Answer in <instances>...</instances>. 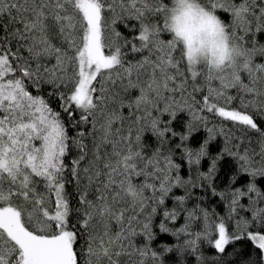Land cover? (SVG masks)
Here are the masks:
<instances>
[{"label":"snow or ice","instance_id":"obj_1","mask_svg":"<svg viewBox=\"0 0 264 264\" xmlns=\"http://www.w3.org/2000/svg\"><path fill=\"white\" fill-rule=\"evenodd\" d=\"M203 4L231 15L230 23L219 17L240 50L238 66L222 60L215 73L193 66L178 43L162 38L166 25L154 18L163 17L164 0H0V264H165L166 253L177 264L189 253L203 264L205 242L218 254L213 264H264V191L257 181L264 178V127L256 119L264 116V63L254 62L264 56L255 39L264 31V0ZM130 20L139 22L132 39L117 30ZM45 85L59 111L43 95ZM179 111L205 127L199 113H212L243 133L226 134L222 125L219 134L232 147L216 155L208 151L214 137L196 150L177 144L189 165L210 161L195 180L182 178L174 149L165 151L166 133H176L162 118L174 120ZM187 127L188 135L195 131L191 122ZM145 132L158 141L150 155ZM226 156L236 170L220 192L213 180ZM244 175L247 182L236 187ZM197 186L228 196L234 232L199 202L187 206ZM168 199L175 201L171 209ZM161 211L159 233L176 243L154 249ZM241 240L259 250L256 259L235 247L227 253Z\"/></svg>","mask_w":264,"mask_h":264},{"label":"trees","instance_id":"obj_2","mask_svg":"<svg viewBox=\"0 0 264 264\" xmlns=\"http://www.w3.org/2000/svg\"><path fill=\"white\" fill-rule=\"evenodd\" d=\"M165 3H168V0H164ZM206 2V0H202V3ZM119 7H117V12H119ZM217 15L220 16L222 19L225 20V22L230 23L231 22V15L229 13H223L222 10H217ZM154 19H157L161 25L163 26V17H156ZM138 23L137 21H127L128 27H125L123 23H120L117 25V30L122 33L123 36L127 37L128 39H132L133 36L138 35ZM133 29H136L135 31ZM107 35V34H106ZM162 38L166 41L170 39V36L167 33L162 34ZM110 39V38H109ZM255 39L259 44H264V31L255 33ZM105 53L107 54V48H105ZM129 60L132 59H139V55H136L133 57L131 54L128 56ZM255 63H264V56L257 55L254 57ZM199 70V69H198ZM206 71V69H205ZM190 79V74H189ZM201 77V81H202ZM189 91H191V85H189L188 88ZM33 92H35V89H32ZM50 91V88L45 85L43 87V95L45 98H48V92ZM229 93L231 95H235L234 90H229ZM135 94V93H134ZM199 95V94H198ZM50 100V106L56 110L59 109L60 101L56 97L48 98ZM222 103L221 101H218ZM238 104V101L234 102ZM127 110L125 109V114ZM194 115V114H193ZM200 116H203L207 119V126L205 127L204 121H196L193 119V116L189 114L187 111H179L176 114V118L172 120V118L165 114L162 118L166 123L171 120V128L176 133V136H172L171 132L166 133V144H165V151H167L168 148L174 149L173 154V163H178L181 165L180 167V175L183 179H193L198 175L199 172H206L210 161L207 157L203 158L201 161V164L199 166L196 165H189L187 158L182 157V153L184 152V147L177 148V144L183 143L184 146L188 147L189 149L196 150L200 147V145L210 137H214L213 139L209 140L208 145V151L211 155H216L221 150H223L225 147H232L231 143L225 142V135L219 134L220 127L223 125L225 133H230L233 136H241L243 133L239 132L237 129L232 128V122L231 121H223L222 118L216 117L212 113L201 112L199 113ZM78 117V113H77ZM67 117H65V120ZM257 122L260 126L264 127V116L257 114L256 116ZM191 122L192 128L195 129V131H192L190 135H188V124ZM163 126V125H162ZM208 128H212L213 131L211 133L208 132ZM71 133V130H70ZM181 135H188V139L186 141L181 142L180 136ZM247 143V140L244 141ZM143 143L147 145L146 148V154H151L152 150L155 149L158 146V141L156 137L151 132H145L143 134ZM258 150V149H257ZM198 169V171H197ZM236 170V164L232 160L231 157L226 156L224 160L220 164L219 172L216 174V177L213 180L214 185L216 186L217 190L220 192H223L226 188V185L228 183V177L231 175L232 172ZM248 180V177L246 175L242 176L236 187H240L244 185ZM258 181V187L261 188L262 191H264V178L257 177ZM69 192H72L71 186L68 188ZM190 191L192 192L193 196L192 199L187 201V206L191 208L195 203L199 202L201 204V207L206 208L209 212H214L215 216L214 219L223 217L226 222V227L229 232L235 231V220H228V210H227V200L228 196L226 195L225 199H221L218 195L213 196L211 194L210 189L201 188L199 186L195 188H190ZM173 193L175 195H184L185 189L183 188H174ZM202 198V199H200ZM244 204L248 203L247 198H244L243 200ZM175 204V201L173 199L166 200V205L169 209L173 207ZM162 219V211L157 217L154 219V224L156 227H154V232L158 233L156 240L153 242V248L154 249H160L163 245L167 244L169 246H175L176 238L174 236L165 234V233H159L158 225L160 223V220ZM184 224V214L181 213L178 215L177 220L174 223L175 227H180ZM170 226H173L170 224ZM194 230H197V226L194 225ZM143 238L138 237L137 242L142 243ZM227 247V253L231 254L233 252V248L237 249H243V258L247 259L249 255H251L252 259H256L259 255V250L255 249V245L252 244L248 240H241L239 242H233L232 244L226 246ZM199 255L203 256V264H213L214 261L218 260V254L215 253L214 249L208 245L206 242L202 243L199 248ZM166 261L165 264H177V260L179 259L174 253H166L165 254ZM226 259L232 260L234 257L231 255H227ZM183 264H197L196 257L192 255L191 253L187 254L184 257ZM219 264H224V261L221 259L219 260Z\"/></svg>","mask_w":264,"mask_h":264},{"label":"clouds","instance_id":"obj_3","mask_svg":"<svg viewBox=\"0 0 264 264\" xmlns=\"http://www.w3.org/2000/svg\"><path fill=\"white\" fill-rule=\"evenodd\" d=\"M172 45L179 44L193 66L204 65L215 73L225 64L238 66V46L231 40L223 21L202 0H168L163 13ZM154 29H149L153 38ZM165 49L168 45H163Z\"/></svg>","mask_w":264,"mask_h":264}]
</instances>
